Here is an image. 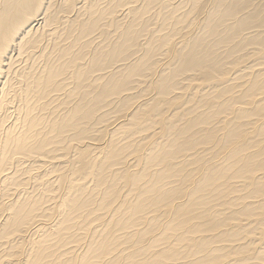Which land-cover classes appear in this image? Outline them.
<instances>
[{
	"label": "bare ground",
	"instance_id": "1",
	"mask_svg": "<svg viewBox=\"0 0 264 264\" xmlns=\"http://www.w3.org/2000/svg\"><path fill=\"white\" fill-rule=\"evenodd\" d=\"M0 264H264V0H0Z\"/></svg>",
	"mask_w": 264,
	"mask_h": 264
}]
</instances>
